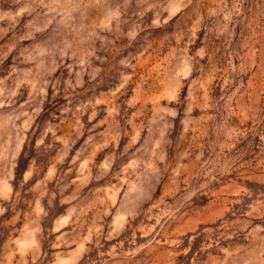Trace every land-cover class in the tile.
Segmentation results:
<instances>
[{"label":"clouds","instance_id":"obj_1","mask_svg":"<svg viewBox=\"0 0 264 264\" xmlns=\"http://www.w3.org/2000/svg\"><path fill=\"white\" fill-rule=\"evenodd\" d=\"M0 264H264V0H0Z\"/></svg>","mask_w":264,"mask_h":264}]
</instances>
